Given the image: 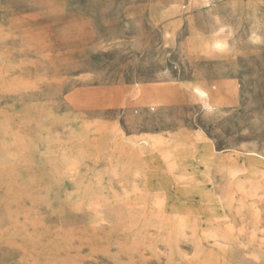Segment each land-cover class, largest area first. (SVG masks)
I'll use <instances>...</instances> for the list:
<instances>
[{
	"label": "rangeland",
	"instance_id": "obj_1",
	"mask_svg": "<svg viewBox=\"0 0 264 264\" xmlns=\"http://www.w3.org/2000/svg\"><path fill=\"white\" fill-rule=\"evenodd\" d=\"M0 264H264V0H0Z\"/></svg>",
	"mask_w": 264,
	"mask_h": 264
}]
</instances>
